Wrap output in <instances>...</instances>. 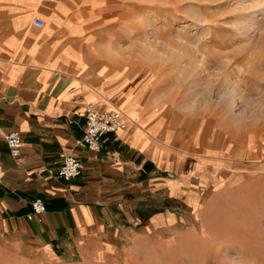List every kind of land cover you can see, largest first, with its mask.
I'll list each match as a JSON object with an SVG mask.
<instances>
[{"label":"crops","instance_id":"crops-1","mask_svg":"<svg viewBox=\"0 0 264 264\" xmlns=\"http://www.w3.org/2000/svg\"><path fill=\"white\" fill-rule=\"evenodd\" d=\"M103 3L0 0V252L26 264H137L148 246L185 240L178 221L203 203L206 160L157 138L155 92L124 58L122 30L105 28L122 3ZM101 97L133 123L103 135L96 152L75 146L84 106ZM10 130L18 157L2 139ZM60 151L79 160L70 180L46 171ZM239 179L250 192L251 174ZM35 197L45 206L39 221L25 217Z\"/></svg>","mask_w":264,"mask_h":264},{"label":"rangeland","instance_id":"rangeland-1","mask_svg":"<svg viewBox=\"0 0 264 264\" xmlns=\"http://www.w3.org/2000/svg\"><path fill=\"white\" fill-rule=\"evenodd\" d=\"M121 3L105 28L110 36L122 30L124 58L155 92L157 138L203 157L208 179L204 204L178 221L185 240L148 246L137 264H264V0L103 4ZM247 173L250 192L239 179ZM0 264L26 263L0 252Z\"/></svg>","mask_w":264,"mask_h":264},{"label":"built area","instance_id":"built-area-1","mask_svg":"<svg viewBox=\"0 0 264 264\" xmlns=\"http://www.w3.org/2000/svg\"><path fill=\"white\" fill-rule=\"evenodd\" d=\"M35 26H41L38 18L32 20ZM84 126L78 138L74 140L75 146H80L89 151H98L101 137L107 133L126 128L133 120L124 114L112 103L100 98V103L89 102L83 108ZM2 139L10 156L18 157L21 148V138L16 130H10L2 134ZM54 167L48 168L47 173L62 180H70L80 173V163L77 157L69 152L60 151L58 160L53 162ZM45 210L43 200L35 197L29 202V211L25 214L27 219L39 221Z\"/></svg>","mask_w":264,"mask_h":264},{"label":"bare ground","instance_id":"bare-ground-1","mask_svg":"<svg viewBox=\"0 0 264 264\" xmlns=\"http://www.w3.org/2000/svg\"><path fill=\"white\" fill-rule=\"evenodd\" d=\"M129 118H131V117H129ZM131 120H132V118H131ZM229 253V252H228Z\"/></svg>","mask_w":264,"mask_h":264}]
</instances>
